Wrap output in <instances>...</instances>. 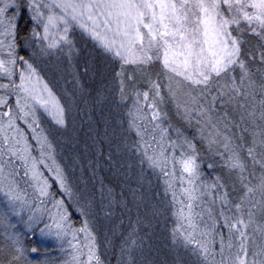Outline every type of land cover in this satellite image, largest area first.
Returning a JSON list of instances; mask_svg holds the SVG:
<instances>
[{
  "label": "snow or ice",
  "instance_id": "snow-or-ice-1",
  "mask_svg": "<svg viewBox=\"0 0 264 264\" xmlns=\"http://www.w3.org/2000/svg\"><path fill=\"white\" fill-rule=\"evenodd\" d=\"M105 256L264 264V0H0V264Z\"/></svg>",
  "mask_w": 264,
  "mask_h": 264
},
{
  "label": "trees",
  "instance_id": "trees-1",
  "mask_svg": "<svg viewBox=\"0 0 264 264\" xmlns=\"http://www.w3.org/2000/svg\"><path fill=\"white\" fill-rule=\"evenodd\" d=\"M252 43H255L253 40ZM24 54V53H21ZM109 109L105 107L103 109L104 113H108ZM91 115L92 122L100 121L102 119V114L100 111L93 110L91 113L88 112L87 108H85L84 115L81 116L78 112L70 113L68 116V127L67 130L71 131L70 133H65L64 131L61 133L62 139L64 137L68 138L69 141L73 139H79L81 141V144L86 139L87 129L91 127H95V124L92 122H87L88 116ZM117 113L112 112L111 113V119L115 120ZM75 121V123H73ZM82 121H85V123H82ZM102 126V125H101ZM189 133H191V130H188ZM59 134V133H57ZM66 150V149H65ZM161 195H163L161 193ZM126 223V222H125ZM115 243L119 244V239L115 241ZM148 243L153 246V248L160 254L166 253L167 248L166 245L170 244V239L168 237L167 232V225L162 221L160 224H157L155 230L153 231L152 235L149 237ZM101 251L103 252V248H101ZM106 260L111 259L113 260V264H115V257L114 256H105ZM157 258H159V255H157Z\"/></svg>",
  "mask_w": 264,
  "mask_h": 264
},
{
  "label": "rangeland",
  "instance_id": "rangeland-1",
  "mask_svg": "<svg viewBox=\"0 0 264 264\" xmlns=\"http://www.w3.org/2000/svg\"><path fill=\"white\" fill-rule=\"evenodd\" d=\"M58 136H61V133H59V134H57ZM37 243H47V242H42L41 240H40V238L39 237H34L33 238Z\"/></svg>",
  "mask_w": 264,
  "mask_h": 264
},
{
  "label": "bare ground",
  "instance_id": "bare-ground-1",
  "mask_svg": "<svg viewBox=\"0 0 264 264\" xmlns=\"http://www.w3.org/2000/svg\"><path fill=\"white\" fill-rule=\"evenodd\" d=\"M64 132H65V133H66V132H67V133H70L71 131L65 130Z\"/></svg>",
  "mask_w": 264,
  "mask_h": 264
}]
</instances>
